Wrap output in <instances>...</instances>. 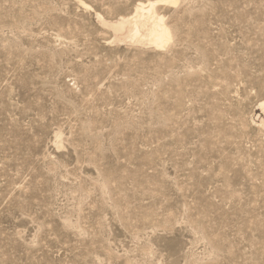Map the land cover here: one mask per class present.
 I'll list each match as a JSON object with an SVG mask.
<instances>
[{
  "label": "rangeland",
  "instance_id": "374dc122",
  "mask_svg": "<svg viewBox=\"0 0 264 264\" xmlns=\"http://www.w3.org/2000/svg\"><path fill=\"white\" fill-rule=\"evenodd\" d=\"M138 1L0 0V264H264V0Z\"/></svg>",
  "mask_w": 264,
  "mask_h": 264
},
{
  "label": "bare ground",
  "instance_id": "6f19581e",
  "mask_svg": "<svg viewBox=\"0 0 264 264\" xmlns=\"http://www.w3.org/2000/svg\"><path fill=\"white\" fill-rule=\"evenodd\" d=\"M81 1V0H80ZM180 0H146L143 2L138 1L136 4V6L134 5L135 8H133V12L131 11V13L127 16H120L119 18L115 19V20H108L102 17H100V21L102 23V25L107 26L108 28H110L113 33L115 35H119L121 36L120 40H124V41H128L130 42L129 45L132 44H138V43H147L149 45H151V49L152 47L154 49L157 50H166L168 51L169 46H171L174 41H173V31L171 29V27L166 23L167 21H165L164 16L161 14V12H158V10L156 9L157 4L159 3H167V4H172L173 5H177L178 2ZM82 4H85L83 2H81ZM180 4V3H179ZM163 9V8H162ZM174 9V8H173ZM161 10V8H160ZM176 11V10H174ZM99 13L97 12V15ZM166 14V13H165ZM96 15V16H97ZM101 15V14H100ZM110 15V12H109ZM109 15H107V17H109ZM119 15V14H118ZM118 15L116 17H118ZM124 15V14H122ZM106 16V15H105ZM178 16V15H177ZM115 17V16H114ZM184 22V21H183ZM173 23V22H171ZM170 23V24H171ZM103 26V27H104ZM174 26V25H173ZM102 28V26H101ZM106 28V27H105ZM104 28V29H105ZM177 29V28H176ZM178 30V29H177ZM109 31V30H108ZM179 31V30H178ZM110 32V31H109ZM111 33V32H110ZM177 34V33H176ZM57 35V34H56ZM111 35V34H110ZM188 35V34H187ZM176 36V35H174ZM57 37V36H56ZM63 37V36H62ZM111 37V36H110ZM178 37V36H177ZM58 38H61V35ZM175 39V38H174ZM107 40V39H106ZM116 40V39H115ZM203 40V39H201ZM111 42V41H110ZM180 42V40H179ZM176 43V42H175ZM118 45V43H116ZM131 44V45H132ZM180 44V43H179ZM116 45V46H117ZM132 46H136V45H132ZM143 46V45H142ZM175 46V45H174ZM178 46V45H177ZM176 46V47H177ZM144 47V46H143ZM147 47V46H146ZM145 47V48H146ZM149 48V49H150ZM194 49V48H193ZM165 50L163 52H165ZM171 51V50H170ZM162 52V51H161ZM167 54V52H166ZM199 54V53H198ZM201 55V54H200ZM205 59V58H204ZM205 64V62H204ZM203 65V64H201ZM185 66V65H184ZM191 67V66H190ZM188 67V68H190ZM187 68V70H188ZM193 70V69H192ZM203 71V70H202ZM200 71V72H202ZM171 72V71H170ZM186 72V71H185ZM198 73V72H197ZM161 74V73H160ZM200 74V73H199ZM196 75V74H194ZM197 76V75H196ZM175 77V75H174ZM203 77V76H202ZM192 78V77H191ZM195 78V76H194ZM218 81V80H217ZM216 81V82H217ZM179 83V81H177ZM177 85V84H176ZM216 85V84H215ZM218 85V84H217ZM216 85V86H217ZM188 86V85H187ZM191 86V85H190ZM205 86V85H204ZM210 86V85H209ZM177 87V86H176ZM175 87V88H176ZM186 87V85H185ZM196 87V86H195ZM212 87H215L212 85ZM204 88V87H203ZM216 88V87H215ZM219 88V87H217ZM197 89V88H196ZM214 89V88H213ZM216 90V89H215ZM218 93V92H217ZM220 93V92H219ZM224 93V92H223ZM190 94V92L188 93ZM221 94V93H220ZM226 94V93H225ZM184 95V94H183ZM223 96V95H222ZM226 96V95H225ZM184 98H186L185 96H183ZM192 97V95H191ZM190 97V98H191ZM183 105V104H181ZM185 105V104H184ZM259 107L260 109L264 112V100L259 101ZM251 121V120H250ZM254 121V120H253ZM255 123V122H254ZM259 123V122H258ZM257 123V124H258ZM254 125V124H253ZM261 127L264 128V119H262L260 121V123L258 124ZM87 127V126H86ZM258 127V126H257ZM247 128V126H246ZM245 127L243 129H246ZM259 128V127H258ZM258 129H256L257 131ZM260 130V129H259ZM257 131L258 134L260 133V131ZM256 132V133H257ZM256 133H253L254 135ZM242 134V133H241ZM248 134V133H247ZM245 134V135H247ZM263 134V133H262ZM261 134V136H262ZM248 136V135H247ZM259 136V135H257ZM257 136H252L253 137H257ZM264 136V135H263ZM246 138V137H245ZM249 138V137H248ZM250 138V139H251ZM236 139V138H235ZM259 139L261 140V138L259 137ZM257 140V139H256ZM260 140H258L260 142ZM245 141V140H243ZM251 142H253L252 140H250ZM249 141V142H250ZM257 141V143H258ZM261 142H264L263 140H261ZM247 143V141H246ZM244 144V143H243ZM254 144V142H253ZM259 146V145H258ZM260 147V146H259ZM262 148V147H261ZM67 226V225H66Z\"/></svg>",
  "mask_w": 264,
  "mask_h": 264
}]
</instances>
